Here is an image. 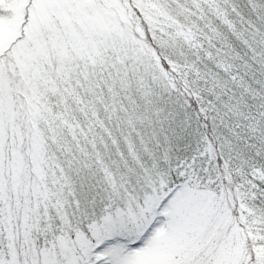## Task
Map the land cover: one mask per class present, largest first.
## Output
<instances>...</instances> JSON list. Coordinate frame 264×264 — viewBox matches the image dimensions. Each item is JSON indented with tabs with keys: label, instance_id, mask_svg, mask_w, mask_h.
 I'll list each match as a JSON object with an SVG mask.
<instances>
[{
	"label": "snow or ice",
	"instance_id": "1",
	"mask_svg": "<svg viewBox=\"0 0 264 264\" xmlns=\"http://www.w3.org/2000/svg\"><path fill=\"white\" fill-rule=\"evenodd\" d=\"M0 264H264V0H0Z\"/></svg>",
	"mask_w": 264,
	"mask_h": 264
}]
</instances>
